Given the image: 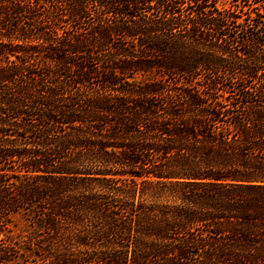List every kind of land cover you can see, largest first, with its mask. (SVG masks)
<instances>
[{
	"label": "trees",
	"instance_id": "trees-1",
	"mask_svg": "<svg viewBox=\"0 0 264 264\" xmlns=\"http://www.w3.org/2000/svg\"><path fill=\"white\" fill-rule=\"evenodd\" d=\"M234 2L0 0V264H264V0Z\"/></svg>",
	"mask_w": 264,
	"mask_h": 264
},
{
	"label": "rangeland",
	"instance_id": "rangeland-1",
	"mask_svg": "<svg viewBox=\"0 0 264 264\" xmlns=\"http://www.w3.org/2000/svg\"><path fill=\"white\" fill-rule=\"evenodd\" d=\"M255 1V0H249ZM220 4L224 5L225 7H230L231 5H235L236 3L234 0H220ZM30 228L28 227L27 223L24 221L22 217H16L14 219L12 225V235L17 236L19 234L26 233Z\"/></svg>",
	"mask_w": 264,
	"mask_h": 264
}]
</instances>
